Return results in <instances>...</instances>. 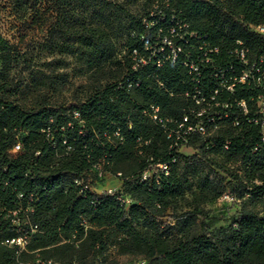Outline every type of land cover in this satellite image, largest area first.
I'll use <instances>...</instances> for the list:
<instances>
[{"label": "trees", "instance_id": "trees-1", "mask_svg": "<svg viewBox=\"0 0 264 264\" xmlns=\"http://www.w3.org/2000/svg\"><path fill=\"white\" fill-rule=\"evenodd\" d=\"M11 10L42 37L24 49L0 34V264L37 255L117 264L116 254L147 264H264V209L245 203L264 202L258 127L237 129L230 112L210 134L174 143L184 116L185 126L206 122L194 114L190 65L206 98L235 40L264 66V36L250 28L264 23V0H11ZM209 47L218 51L206 61ZM65 55L83 60L86 77L60 101L39 87L65 86ZM107 176L118 180L113 193L94 185ZM75 178L88 186L81 191ZM225 192L242 204L211 228L203 204ZM24 233L23 249L6 242Z\"/></svg>", "mask_w": 264, "mask_h": 264}, {"label": "built area", "instance_id": "built-area-1", "mask_svg": "<svg viewBox=\"0 0 264 264\" xmlns=\"http://www.w3.org/2000/svg\"><path fill=\"white\" fill-rule=\"evenodd\" d=\"M251 30L264 36V23L250 25ZM205 46L206 44L203 43ZM180 51V48H176ZM217 52V47H209L204 50L203 56L206 57V61L209 60L208 52ZM136 53V51H133ZM250 49L243 43L242 40H235L234 45L227 50V56L230 58V62L222 67L216 69L213 73L212 80H210V92L208 97H198L200 95V71L199 67L195 64L190 65V70L194 73L193 77V95L192 98L196 104L201 107L194 111L197 117H206V122L199 119L197 123L192 125H184L188 122V117L184 116L182 121L177 125L176 138L174 143L180 139V142H186L188 133L198 132L205 135L210 134L218 127L215 121L216 116L219 119L227 118L229 113L233 114L231 117V125L240 129L244 123L254 124L258 127V142L252 147L256 149L257 145L264 146V66L262 63V57L251 58ZM176 55L172 56L174 61ZM235 92L245 93L244 97H238ZM158 107L151 105L150 111L153 119H158L157 115ZM75 116H78L77 112H74ZM179 129H183L182 134H179ZM224 147L227 148V141L224 143ZM20 148V143L16 142L12 151H16ZM161 170H167V163H160ZM119 173V172H118ZM148 172L143 173V177H146ZM74 181L77 184H82L79 178H75ZM254 182H259L257 179H253ZM88 186L87 183H83L81 191ZM107 192L113 193L114 188L106 186L104 188ZM264 197V195H263ZM220 198L236 199L232 194L225 192ZM121 203L125 205L131 202V198L128 195H122L119 197ZM16 212V210H14ZM36 225H33L31 229H34ZM28 239V233L6 239L9 245L17 246V251L25 247V243ZM20 264H74L64 263L54 258H45L39 255L33 259L20 261Z\"/></svg>", "mask_w": 264, "mask_h": 264}, {"label": "rangeland", "instance_id": "rangeland-1", "mask_svg": "<svg viewBox=\"0 0 264 264\" xmlns=\"http://www.w3.org/2000/svg\"><path fill=\"white\" fill-rule=\"evenodd\" d=\"M0 34L3 38L17 43L24 49L38 47L42 37V32L39 27L23 23L13 15L11 0H0ZM44 51H42V55H46L47 51ZM64 57L66 59V64L62 71L67 74V83L65 86L39 87L40 89H45L50 97L59 99L60 101L69 100L74 92L79 94L80 88H76V86L84 84L86 77L82 59L74 55H65ZM37 77L40 78L42 76L41 74H37ZM181 150L187 153L193 151L190 146L186 145L182 146ZM97 181L98 182L94 183V185L99 188H105L106 186L116 188L118 185V180L112 176H107ZM236 189L235 191L234 188V191L238 192V188ZM188 197H190V195H188ZM245 203L257 209H264V202L257 201ZM241 204L242 200L238 198L226 199L219 197L216 200L208 201L203 204L206 212L205 219L210 223L211 228L227 224L235 212L240 209ZM114 259L117 261V264H147L140 255L116 254ZM110 260L112 259L108 258L107 262H110Z\"/></svg>", "mask_w": 264, "mask_h": 264}]
</instances>
